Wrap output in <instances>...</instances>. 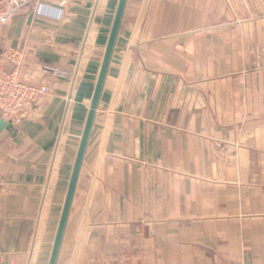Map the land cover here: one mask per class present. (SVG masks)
Here are the masks:
<instances>
[{
  "label": "crops",
  "instance_id": "obj_1",
  "mask_svg": "<svg viewBox=\"0 0 264 264\" xmlns=\"http://www.w3.org/2000/svg\"><path fill=\"white\" fill-rule=\"evenodd\" d=\"M118 2L0 26L51 87L0 126V264L49 262ZM57 264H264V0H127Z\"/></svg>",
  "mask_w": 264,
  "mask_h": 264
},
{
  "label": "built area",
  "instance_id": "obj_2",
  "mask_svg": "<svg viewBox=\"0 0 264 264\" xmlns=\"http://www.w3.org/2000/svg\"><path fill=\"white\" fill-rule=\"evenodd\" d=\"M31 0H0V26L11 21ZM27 53L20 48H0V115L7 121H14L27 110L51 93V87L27 81L22 73L27 64ZM64 76L65 71L43 66Z\"/></svg>",
  "mask_w": 264,
  "mask_h": 264
},
{
  "label": "water",
  "instance_id": "obj_3",
  "mask_svg": "<svg viewBox=\"0 0 264 264\" xmlns=\"http://www.w3.org/2000/svg\"><path fill=\"white\" fill-rule=\"evenodd\" d=\"M126 4H127V0H119L117 9L115 11L114 20L112 23L109 39H108L106 49L104 52V56H103L101 68L99 71V75L97 78V82L95 85V90H94V94L91 100L89 112H88V115L85 121L81 139L79 142L77 154L75 157V162L73 165V169H72V173H71V177L69 181V186L67 189L62 213L59 219V224L56 230V234H55V238H54L48 264H57V261H58L59 253L61 251L62 242H63L64 235H65L67 222H68L70 211H71V206L73 203V198L75 195V190H76L77 183H78L79 174H80L83 160L85 157L86 149L89 143L91 131L93 128V123L95 120L96 111H97L99 101L101 98V94H102V90L105 84V79L108 73L111 58L115 50V45H116L119 29L121 26V22L123 19V15L125 12ZM0 126L2 127L6 126L7 128H11L13 124L11 121L2 119L0 121Z\"/></svg>",
  "mask_w": 264,
  "mask_h": 264
}]
</instances>
